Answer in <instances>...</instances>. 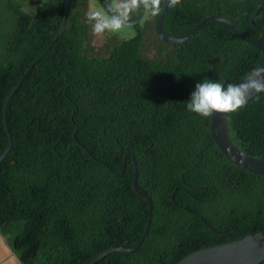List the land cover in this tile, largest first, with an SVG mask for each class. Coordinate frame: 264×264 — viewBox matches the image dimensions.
<instances>
[{"label": "trees", "instance_id": "trees-1", "mask_svg": "<svg viewBox=\"0 0 264 264\" xmlns=\"http://www.w3.org/2000/svg\"><path fill=\"white\" fill-rule=\"evenodd\" d=\"M64 1L0 5V152L2 104L24 74L6 106L11 146L0 162V235L19 263L80 264L108 248L134 246L149 208L133 189L130 155L137 186L152 201L150 227L134 251L94 264H177L264 230V175L226 160L208 118L186 109L196 83L236 84L259 65L260 52L217 21L165 43L151 15L133 25L131 37L107 35L93 50L87 0H69L52 41ZM258 4L264 0H181L166 7L161 29L179 36L216 14L255 39L248 19ZM253 25L264 26L263 9ZM225 123L235 147L264 160V91L226 113Z\"/></svg>", "mask_w": 264, "mask_h": 264}, {"label": "water", "instance_id": "water-1", "mask_svg": "<svg viewBox=\"0 0 264 264\" xmlns=\"http://www.w3.org/2000/svg\"><path fill=\"white\" fill-rule=\"evenodd\" d=\"M64 2H65L64 11H63L61 23H60L58 31L52 38V41H54L57 38V36L61 33L64 23H65V19H66L68 8H69V0H65ZM100 2L103 7L105 0H100ZM166 7H167V0L161 3V12L160 14L156 15L154 24H153L155 35L161 41L165 43L181 42L187 39L192 34H194V32L206 22H209V21L220 22L226 27H228L242 42L256 48L260 52L261 59H260L259 65L255 69L247 72L244 75V77H242L236 84L237 85L247 84L250 81H259L261 83H264V26L257 27L253 25V18L255 14L260 9L264 10V4H258L248 19L250 25L259 34L258 37L255 39L245 35L229 19L223 16H220V15H216V14H210V15L203 17L194 26H192L186 33L182 35L173 36V35L166 34L161 29V20L165 13ZM143 15H144V12H137L136 16L131 19L130 25H134L138 23L143 17ZM44 52H45V49L40 52L38 57H40ZM38 57L30 64V66L34 64V62L38 59ZM23 75L24 74L21 75L20 79L10 89V91L4 98V101L2 104L1 117H2L3 127H4V132L6 135V143L2 151L0 152V162L4 158V156L6 155V153L8 152L11 146L10 134L6 126V118H5L6 106H7L10 96L16 90V88L19 85L20 80L23 78ZM257 93H258L257 91L252 90L247 98L250 99ZM225 114L226 113H214L212 116L208 117L207 119L209 136L212 142L214 143L216 148L221 152L224 158L228 160L230 163L234 164L235 166L247 172L258 174V175H264V160L254 158L244 153L243 151L235 147L233 143L231 142L228 136L227 130H226ZM74 135H75V130L72 132L73 137ZM126 154H128L127 151L124 152L123 163H124ZM130 157L133 162V171H132L133 189L139 196L144 197L146 199V202L148 203V208H149L147 223L145 225L144 231L134 246L132 247H125V246L111 247V248H108L100 252L94 257L87 259L85 262H82L80 264H94L95 262H98L99 260L104 258L106 255L114 251H122V252L134 251L143 242L146 234L148 233L150 223H151V216H152V201H151V198L137 186L135 163H134L133 156L130 155ZM90 158L94 160L95 162L100 163L106 170L111 172L110 168L106 164L98 161L92 156H90ZM122 170H123V166H122ZM121 173L122 172H120L119 175H121ZM0 241L3 242L1 235H0ZM7 248L9 247L7 246ZM9 252H11L10 248H9ZM262 260H264V230L256 232V233L248 234V235L239 234V237L236 240H233V241H230L224 244L215 245V246L196 250L190 253L189 255L183 257L177 264H258Z\"/></svg>", "mask_w": 264, "mask_h": 264}, {"label": "clouds", "instance_id": "clouds-1", "mask_svg": "<svg viewBox=\"0 0 264 264\" xmlns=\"http://www.w3.org/2000/svg\"><path fill=\"white\" fill-rule=\"evenodd\" d=\"M165 0H105L103 7L90 6L85 14L93 35L103 37L105 33L117 35L130 26L133 13L145 12L156 16L161 12ZM181 0H167V6L175 8ZM252 90L264 91V83L250 81L237 85L204 79L195 85L186 104L189 112L207 119L214 113H232L247 105Z\"/></svg>", "mask_w": 264, "mask_h": 264}, {"label": "rangeland", "instance_id": "rangeland-1", "mask_svg": "<svg viewBox=\"0 0 264 264\" xmlns=\"http://www.w3.org/2000/svg\"><path fill=\"white\" fill-rule=\"evenodd\" d=\"M90 6L102 7L99 3V0H87L86 1V12L89 10ZM145 17L148 18L149 14L144 12L143 18H141V20L144 19ZM134 33H135V28L133 25H130L128 28L123 30L120 34H117L115 36H117L118 38H128V37H131L132 35H134ZM107 35H111V34L105 33V35L103 37H97V36L93 35L92 30H91L90 45H91L92 49L96 50L100 46V44L103 42V40L105 39V37ZM144 53L148 57L153 55V52L149 47H145ZM2 240L5 242L3 237H2Z\"/></svg>", "mask_w": 264, "mask_h": 264}, {"label": "crops", "instance_id": "crops-1", "mask_svg": "<svg viewBox=\"0 0 264 264\" xmlns=\"http://www.w3.org/2000/svg\"><path fill=\"white\" fill-rule=\"evenodd\" d=\"M3 242L0 241V264H20L13 252H9L6 242Z\"/></svg>", "mask_w": 264, "mask_h": 264}, {"label": "flooded vegetation", "instance_id": "flooded-vegetation-1", "mask_svg": "<svg viewBox=\"0 0 264 264\" xmlns=\"http://www.w3.org/2000/svg\"><path fill=\"white\" fill-rule=\"evenodd\" d=\"M30 0H28V2H29ZM35 2H40L41 0H34ZM1 3H2V0H0V5H1Z\"/></svg>", "mask_w": 264, "mask_h": 264}]
</instances>
